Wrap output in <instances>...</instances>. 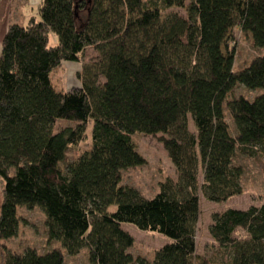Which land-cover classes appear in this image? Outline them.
Instances as JSON below:
<instances>
[{
	"label": "trees",
	"instance_id": "16d2710c",
	"mask_svg": "<svg viewBox=\"0 0 264 264\" xmlns=\"http://www.w3.org/2000/svg\"><path fill=\"white\" fill-rule=\"evenodd\" d=\"M173 7L186 15L166 16ZM236 32L261 52L243 68ZM88 48L98 57L84 62ZM64 63H81L80 86L53 83ZM240 86L263 92L249 99ZM59 120L76 126L56 131ZM90 123L92 146L72 162ZM140 134L166 135L159 140L177 173L150 199L121 185L125 170L147 164ZM260 153L264 0H42L40 19L11 24L2 43L0 264H67L83 248L90 264H264V203L213 215L212 257L196 245L200 195L213 203L242 195L236 158ZM20 207H40L48 243L66 253L10 250L4 241L18 236ZM123 223L172 242L151 262L136 257Z\"/></svg>",
	"mask_w": 264,
	"mask_h": 264
},
{
	"label": "rangeland",
	"instance_id": "374dc122",
	"mask_svg": "<svg viewBox=\"0 0 264 264\" xmlns=\"http://www.w3.org/2000/svg\"><path fill=\"white\" fill-rule=\"evenodd\" d=\"M173 12H179L185 16L186 11L173 7L165 15ZM235 40L238 44V54L236 67H245L253 58L261 52L251 47L249 42L245 40L243 34L236 32ZM50 45H58V37L55 33L50 35ZM98 57L97 51L88 48L84 53V62H90ZM82 68L81 63H64L63 67L53 72V83L59 89L70 90L73 87L80 86L78 73ZM259 91H248L243 86L237 88V95H244L249 99H253L255 95L262 93ZM76 123L67 120H59L56 124V131L65 127H75ZM191 131H196L193 122L190 125ZM93 123L88 126L86 136L80 145L72 147L69 152V160L75 161L81 154L88 151L93 142ZM166 136L159 134L158 136L136 135L137 149L141 156L146 160L147 164L137 168L125 170L121 185H128L136 188L144 197L150 199L159 192L162 182L168 178H177L176 168L170 160L164 145L159 138ZM236 163L244 168L243 188L244 193L235 196L223 203H213L208 201L203 195H200V218L197 226L196 245L199 255H207L212 257L214 253L213 240L210 236L209 228L215 213L222 212L229 208L239 210H247L253 205H261L264 203V154L260 153L254 157H247L238 154ZM15 174V169L11 171V175ZM4 182L0 177V213L3 200ZM115 206L110 211H115ZM18 215L22 218L18 236L4 241V244L14 252L23 253L30 249H35L39 253H45L52 249L65 250L60 241H52L48 243V234L46 228V216L40 207L27 209L20 207ZM122 227L134 239L135 246L131 252L137 257L141 256L150 262L153 261L156 250L161 249L172 242V239L159 232L140 230L134 224L123 223ZM88 248H83L77 256H69L66 254L67 264H90L88 259Z\"/></svg>",
	"mask_w": 264,
	"mask_h": 264
},
{
	"label": "crops",
	"instance_id": "0c3cea01",
	"mask_svg": "<svg viewBox=\"0 0 264 264\" xmlns=\"http://www.w3.org/2000/svg\"><path fill=\"white\" fill-rule=\"evenodd\" d=\"M42 0H0V56L2 43L11 24L28 25L40 19Z\"/></svg>",
	"mask_w": 264,
	"mask_h": 264
}]
</instances>
